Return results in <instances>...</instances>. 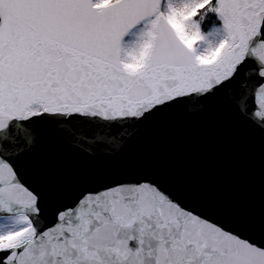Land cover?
I'll use <instances>...</instances> for the list:
<instances>
[{"label": "snow or ice", "instance_id": "6c2138e0", "mask_svg": "<svg viewBox=\"0 0 264 264\" xmlns=\"http://www.w3.org/2000/svg\"><path fill=\"white\" fill-rule=\"evenodd\" d=\"M218 107L264 146V0H0V264H264V214L230 226L147 177L52 201L31 163Z\"/></svg>", "mask_w": 264, "mask_h": 264}, {"label": "water", "instance_id": "95a60500", "mask_svg": "<svg viewBox=\"0 0 264 264\" xmlns=\"http://www.w3.org/2000/svg\"><path fill=\"white\" fill-rule=\"evenodd\" d=\"M31 163L52 201L84 187L147 177L189 208L230 226L252 225L264 214V146L250 140L223 107L181 126L149 128L118 156L94 158L49 140Z\"/></svg>", "mask_w": 264, "mask_h": 264}]
</instances>
